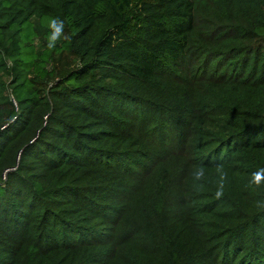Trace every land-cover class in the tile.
Returning <instances> with one entry per match:
<instances>
[{"label":"trees","instance_id":"obj_1","mask_svg":"<svg viewBox=\"0 0 264 264\" xmlns=\"http://www.w3.org/2000/svg\"><path fill=\"white\" fill-rule=\"evenodd\" d=\"M260 169L264 0H0V264H264Z\"/></svg>","mask_w":264,"mask_h":264},{"label":"rangeland","instance_id":"obj_2","mask_svg":"<svg viewBox=\"0 0 264 264\" xmlns=\"http://www.w3.org/2000/svg\"><path fill=\"white\" fill-rule=\"evenodd\" d=\"M67 59L68 58H66V60ZM69 65H74V64L71 63ZM215 65L217 66V64L214 63L212 65V67L214 68ZM67 67H69V66H67ZM230 72H232V71H230ZM224 99H225L224 96L220 93V98L217 99V100L218 101H222ZM13 102H14V100H13ZM15 105H16V108H17L18 106H17L16 103H15ZM141 150H143V149H141ZM130 151L133 152L134 156L137 155V153H135L134 149L133 150H130ZM130 158H132L133 160L136 161V158L135 157H130ZM174 163L175 162L173 160L166 161V166H172V165H174ZM187 170H189L190 176H191L192 175V172H193L192 171L193 170V167L191 165H189V168ZM187 177H189V176H187ZM141 185H142V183H141ZM152 186H153V183H152V178H151V179L147 180L144 183V185H143V192L144 191H146V192L151 191L152 190ZM137 221H139V222H137ZM126 223H128V224H134L135 227H138L140 230L143 229L142 220H140V213L138 212V205H136L135 208H133V210H130L129 216H128L127 220H126ZM172 226L173 227H180V226H182L180 228V231L181 232H185L188 235L191 232V230H190L189 227L192 226V225H191V221L190 220L187 221V219L184 218L183 211L179 208V215H178L177 218H175L174 222H172ZM126 250H129V249H126ZM131 250L134 251L135 249L133 248Z\"/></svg>","mask_w":264,"mask_h":264},{"label":"clouds","instance_id":"obj_3","mask_svg":"<svg viewBox=\"0 0 264 264\" xmlns=\"http://www.w3.org/2000/svg\"><path fill=\"white\" fill-rule=\"evenodd\" d=\"M50 27L53 29V31L50 34L49 42H48V48L51 51L55 48L56 44L59 42L61 37L63 36V27L64 23L62 20L54 19L51 22ZM218 171L221 173V180L218 185L217 191L215 192V195L217 198H221L224 195V179L225 175L222 171V166H218ZM204 170L203 168H199L195 173L194 177L196 180H201L203 178ZM253 176V183L259 185L261 181H264V169H260L257 172L252 174Z\"/></svg>","mask_w":264,"mask_h":264}]
</instances>
